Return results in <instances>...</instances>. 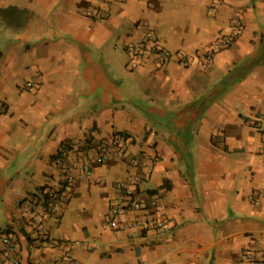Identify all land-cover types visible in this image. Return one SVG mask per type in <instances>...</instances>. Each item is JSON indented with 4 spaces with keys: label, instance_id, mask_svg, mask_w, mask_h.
Returning <instances> with one entry per match:
<instances>
[{
    "label": "crops",
    "instance_id": "0c3cea01",
    "mask_svg": "<svg viewBox=\"0 0 264 264\" xmlns=\"http://www.w3.org/2000/svg\"><path fill=\"white\" fill-rule=\"evenodd\" d=\"M146 30L171 59L132 69ZM0 108V264H264V0H0ZM116 135L134 141L99 163ZM64 169L76 183L36 228L28 203ZM135 180L143 208L111 225Z\"/></svg>",
    "mask_w": 264,
    "mask_h": 264
},
{
    "label": "built area",
    "instance_id": "2783aa9c",
    "mask_svg": "<svg viewBox=\"0 0 264 264\" xmlns=\"http://www.w3.org/2000/svg\"><path fill=\"white\" fill-rule=\"evenodd\" d=\"M88 16L93 17V14L87 13ZM243 28L242 21L236 19L232 24V34L230 37H222L220 41L221 44L216 43L211 50L204 54L201 58V64L199 67L200 71H205L208 66L213 61V58L216 54L222 50L230 47L232 43L240 36ZM130 60L129 65L132 69H137L142 66L145 59L150 55H159L161 56L162 63L165 64L171 59V54L164 50L156 34L151 30L145 31V39L141 43H135L129 48ZM2 108H0V113ZM134 139L125 135H116L112 137L109 141L101 144L98 149L97 161L101 164L108 163L112 153L119 149H126ZM81 172L86 175H90L91 171L85 167L79 166ZM76 177L72 174L71 170L64 169L61 177L59 178L57 184L45 188L44 190L37 193L28 203L30 211L32 213L33 209L42 204L43 211L35 218H32L30 222L36 228L41 225L42 221L50 220L53 218H58L59 214L62 212V209L65 204L66 196L68 192L74 187L76 183ZM139 185V180L133 181V183H118V189L121 194L118 198L117 203L112 207L111 219L109 220L111 225H115L114 218L121 212L128 210H141L143 204L137 199V193L135 188ZM158 204L156 198L151 199L150 205L152 208H155ZM168 218L158 219L156 222L157 228H164L168 225ZM43 241L49 242V239L46 235H43ZM0 242L8 248L12 247V242L8 235L0 234ZM68 264H81L79 261L72 259L68 255L65 257ZM253 264H257L254 262Z\"/></svg>",
    "mask_w": 264,
    "mask_h": 264
},
{
    "label": "trees",
    "instance_id": "16d2710c",
    "mask_svg": "<svg viewBox=\"0 0 264 264\" xmlns=\"http://www.w3.org/2000/svg\"><path fill=\"white\" fill-rule=\"evenodd\" d=\"M233 74H230L228 75V77L222 81V85H224V88L226 87L227 83H233L236 79L234 77H232ZM235 79V80H234ZM70 148L68 147L67 144H63L62 147L60 148V150L58 151V154L56 156L53 157V160L55 159H59V160H62L67 153V151L69 150ZM44 190V188L41 189V191Z\"/></svg>",
    "mask_w": 264,
    "mask_h": 264
}]
</instances>
